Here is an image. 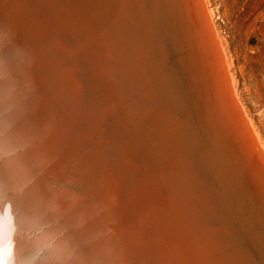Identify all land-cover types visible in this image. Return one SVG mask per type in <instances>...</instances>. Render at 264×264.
<instances>
[{"label":"bare ground","instance_id":"obj_1","mask_svg":"<svg viewBox=\"0 0 264 264\" xmlns=\"http://www.w3.org/2000/svg\"><path fill=\"white\" fill-rule=\"evenodd\" d=\"M22 1L0 0V264H264L261 141L202 1ZM53 55L91 91L51 103Z\"/></svg>","mask_w":264,"mask_h":264},{"label":"rangeland","instance_id":"obj_2","mask_svg":"<svg viewBox=\"0 0 264 264\" xmlns=\"http://www.w3.org/2000/svg\"><path fill=\"white\" fill-rule=\"evenodd\" d=\"M201 1H202V7L204 6L203 8L207 9L205 10L206 15L209 13L208 14L209 16L207 18L209 20L208 22L210 26L214 25L216 27L215 29V31L217 30L216 32L213 29L214 27L213 26L211 27L214 33L213 38L217 42L216 45L218 44L217 45L218 49L219 46L222 47L223 45L224 47V48L222 47L223 48L222 50L224 52L220 50L221 48L219 49V52L221 53V56L223 55L222 62L225 61L223 63L224 64L227 63V65L226 64L223 65H224V69H226L225 74L227 75L232 97L234 96V94H236L237 96L239 95L238 98L236 97V95L233 98L234 101L235 100H237V102L238 100L239 102L241 101V103L239 102L237 103L236 101L235 102L239 106L242 104L240 107L238 106V108L240 110L243 109L241 110V112L242 111L244 112L242 114V118H244L245 125L248 127L247 129L249 131L251 130L250 132L252 133L250 132L249 133L252 134L251 135L252 137L254 136L253 139L259 135V137L256 138L257 140L254 139V143L257 146V148L259 146L258 144L259 139L261 141L259 142L260 146L263 147L264 146V0H204V1L201 0ZM18 2L20 4H24L25 6H27V2H23L22 0H18ZM205 6H207V8ZM210 16L211 18H209ZM217 33H218V37H216ZM221 43L222 45H220ZM61 50L66 51L67 50L66 46H62ZM225 53L226 56H224ZM225 57L227 58V60ZM47 58L49 59L48 60L49 62H52L53 65H55L56 70L60 73V77L56 78V82L52 88L53 95H51L49 98V101L51 103L52 100L55 101L56 103L59 102L57 99H72L70 89H72L73 91V96L78 95L82 89H86L89 92L91 91V87L87 85L81 86L80 84L74 81H68L65 85L61 86V83L65 81V76H70L69 71L64 68H59L56 66V62L60 61L56 55L48 56ZM231 71L232 73H230ZM231 74L233 75L234 78L231 77L232 76ZM87 76L89 77L90 74H87ZM230 83H232L233 85ZM93 91L95 90H92V92ZM233 91L236 93H234ZM94 102H95L94 104H97L100 107H102L104 104V101L100 98V94L95 98ZM82 103L83 106H90V103H88L87 101H83ZM248 118H250V121L252 123L247 120ZM252 124L255 127V128L253 127L254 130L256 131L255 134L253 132L254 130L251 129ZM127 137H129V135L125 132L111 131L106 134L105 139L102 141L120 140L126 143ZM260 146L258 149L261 151L264 157V150H262ZM123 149L124 146L120 144L119 151L120 150L122 151ZM173 152L176 153L174 159L177 158L180 160L186 158L187 155L189 157L190 149L182 150L180 153H178L175 150H173ZM166 156L160 155V161L162 162L164 167H165V158H167ZM132 159L137 166L139 164L138 161L134 157ZM169 164L172 168H178L181 166L180 164H174L172 161H170ZM161 172L162 171H159L158 169L155 178H157V176ZM128 203L129 204L125 203L123 205V209L119 213V217L121 219L127 218L128 217L127 213H130L135 209L136 210L139 209L140 205L141 208L145 206L144 203H141V199L136 197H134V205H132L131 202ZM136 215H134L133 217H135ZM140 215H142L141 209H140ZM138 217H139V213L138 216H136V218ZM136 221L125 219L122 222H117L115 225L119 227L139 225L140 222L137 221V223L135 224ZM141 229L143 230L144 227L136 228V229L132 228L124 232L121 231L120 234L110 226H107V238H111V240H113V242H111L112 246H115L116 243L123 242L122 244L129 248L130 247L128 245L129 236L133 231L139 232ZM112 230H114V232ZM105 232L102 231L101 234H99L97 237L99 238V236H101L102 239L104 240ZM124 235L125 237H123ZM123 238H125V242L127 245L124 243ZM248 247L249 244L245 243V248L249 251ZM19 249L20 248L18 247L14 248L16 255L15 260H17V256L19 257L23 252L22 249H20L21 251ZM21 256L23 257V255Z\"/></svg>","mask_w":264,"mask_h":264}]
</instances>
